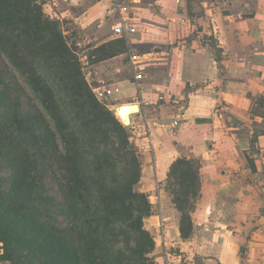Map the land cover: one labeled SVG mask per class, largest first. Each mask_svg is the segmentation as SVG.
<instances>
[{"label":"crops","instance_id":"obj_1","mask_svg":"<svg viewBox=\"0 0 264 264\" xmlns=\"http://www.w3.org/2000/svg\"><path fill=\"white\" fill-rule=\"evenodd\" d=\"M61 1L55 15L81 43L113 51L122 42L123 52L89 65L90 78L112 91L110 103L137 106L129 115L137 146L149 129L141 191L157 207L144 226L161 229L158 250L180 252L175 264H264V0H122L136 28L127 38L112 33V0ZM178 159L197 164L187 238L167 190Z\"/></svg>","mask_w":264,"mask_h":264},{"label":"trees","instance_id":"obj_2","mask_svg":"<svg viewBox=\"0 0 264 264\" xmlns=\"http://www.w3.org/2000/svg\"><path fill=\"white\" fill-rule=\"evenodd\" d=\"M44 2L0 0L2 71L16 79L28 104L11 110L10 87L0 73V105L8 102L0 116V166L10 170L5 191L0 178V263L154 264V241L144 226L152 205L135 186L136 144L111 103L96 99L61 21L48 17ZM111 44L113 51L109 43L90 49L86 63L123 52L121 41ZM117 152L123 168L127 164L119 176L110 163ZM38 161L57 185L60 201L52 204L65 219L62 227L45 210L49 200L37 179ZM195 169V161L178 159L168 172L182 238L192 230Z\"/></svg>","mask_w":264,"mask_h":264},{"label":"rangeland","instance_id":"obj_3","mask_svg":"<svg viewBox=\"0 0 264 264\" xmlns=\"http://www.w3.org/2000/svg\"><path fill=\"white\" fill-rule=\"evenodd\" d=\"M61 2H62L61 0H47L43 4V11L48 15L49 18H51V19L56 18V19H59V21H61V23H62V28H61L62 30L61 31H63L62 34L64 36L65 41L67 42V46L70 47L73 50V52L75 53V55L77 56V58L80 62L81 69H82L83 73H85V77H86L87 81L92 85V92L95 95V92H94L95 89H99V90H102V89L97 87V82L91 80V78L88 77V74H87V72L89 71L90 68H89V64L86 63L85 57L87 56L86 54L91 48L89 45L80 42L77 28L74 27V25L72 24L71 21L58 18L55 15V12L57 13L58 6L61 8L66 7L64 4L62 5ZM57 3H58V5H57ZM55 58L59 59L58 57H55ZM6 62L8 63V61H6ZM2 68H3V62H0V73L4 74L3 82L5 85L10 87V93H11L10 100H12L11 101L12 102L11 110L17 111L18 107H20L21 110L26 109L28 106L27 100L23 96V94L20 92L18 82L16 81L15 78H13L11 76V74L3 72ZM95 97H96V95H95ZM96 99L101 101V102L104 101L101 98L96 97ZM7 103L8 102L5 100V103L0 105V116L2 114H4V108H5V105L7 106ZM118 106H121V105L120 104L114 105L112 103L108 104L109 109L114 112L115 117L120 121V119L118 117V113L115 110V108H117ZM131 113H133V111L130 112L129 114H131ZM124 126L128 127V133L130 135L129 140L132 139L134 141L133 134H132V132L129 131L130 130L129 126H127V125H124ZM136 147H137V151H134V156H135V158L138 162V165H139L140 176H139L138 182L135 184V186H136V188L139 189L140 192H142L141 191L142 185L145 183L144 175H143L144 166L142 165L139 147L137 145H136ZM110 151H112V150H110ZM117 153H118L117 154L118 156L115 155L111 159V162H110L114 166L113 172H114L115 176H119V173H121V174L124 173V170L126 169V165H127V164H125V167L123 168V166H122L123 162L121 160H119V152H117ZM120 159L124 160V156L122 158L120 156ZM0 167H4V168L0 169V178H1V182H2L1 190L5 191V190H7V187H8L6 177L9 175L10 170L5 165H2ZM126 176H127V173H126ZM107 177L109 180L110 173H107ZM37 179H38V182L43 186V188H42L43 196L49 200V201H45V202H48V203H46L45 210L47 211V213L49 215V219L51 220L52 223L56 224L57 226L62 227L65 223V219L61 215V213L58 212L56 205L52 204V203H56V202L60 201V196H59L58 191H57L58 190L57 185L52 180V178L49 174V171L39 161L37 163ZM151 180H153V179L151 178ZM153 192H154V189H151V191H149V193H153ZM156 208L152 206V212L154 210H156ZM160 223H161V221L159 220L158 226H160ZM165 224H166V222L164 221V227L166 228L167 225H165ZM145 229H147L146 226H145ZM147 230L149 231V233L152 237V240L154 241V248H153L152 252L149 254V257H151L153 263L154 264H165L164 260L166 259L168 264H175V263H173V260L176 258H179L181 256L180 255L181 253L174 250L172 248V246H167L166 244H163L164 245L163 249L158 250L156 242L159 241V243L160 242L163 243L164 237L160 234H157V233H156V235H154V234H152V232L149 229H147ZM166 242H168V240H166ZM165 252L167 253V255H166L167 258H165ZM0 264H9V263L3 262Z\"/></svg>","mask_w":264,"mask_h":264},{"label":"built area","instance_id":"obj_4","mask_svg":"<svg viewBox=\"0 0 264 264\" xmlns=\"http://www.w3.org/2000/svg\"><path fill=\"white\" fill-rule=\"evenodd\" d=\"M106 15L108 17H112L115 20V24L112 29V33L118 37H123L127 38L130 35L134 34L136 32V28L133 26L131 22V17L127 14V7L126 5L123 4L122 0H112L110 5L106 8ZM129 60L132 65V67L135 70V79L139 80L142 79L143 74L139 71L140 70V65H141V60L140 57L133 53L129 55ZM95 95L97 98L104 99L105 97L109 96L112 94V91L109 89H95L94 90ZM132 115V114H131ZM176 124V123H174ZM130 125V124H129ZM138 129V125L136 124H131L130 125V130L132 133H136V130ZM141 142L139 144V151L140 154L143 156V154L149 152L151 150V140H150V133L147 125L143 124V131L141 135ZM160 228L163 224L162 220H160ZM157 234H160L163 236V233L161 229L158 231ZM167 253L165 252V258ZM165 264L167 263V260L165 259Z\"/></svg>","mask_w":264,"mask_h":264},{"label":"bare ground","instance_id":"obj_5","mask_svg":"<svg viewBox=\"0 0 264 264\" xmlns=\"http://www.w3.org/2000/svg\"><path fill=\"white\" fill-rule=\"evenodd\" d=\"M133 105L132 104H124V105L118 106L117 107L118 116L122 120L126 121V118L129 117V113L132 111L136 112V110H137V107L133 106Z\"/></svg>","mask_w":264,"mask_h":264},{"label":"water","instance_id":"obj_6","mask_svg":"<svg viewBox=\"0 0 264 264\" xmlns=\"http://www.w3.org/2000/svg\"><path fill=\"white\" fill-rule=\"evenodd\" d=\"M133 106H136L135 104ZM137 107V106H136ZM116 112H117V108H115ZM137 111V110H136ZM118 113V112H117ZM134 113V112H133ZM132 114V113H131ZM129 114V115H131ZM119 117V116H118ZM120 121L124 124V125H129V122H130V118L127 117L126 118V121L122 120L120 117H119Z\"/></svg>","mask_w":264,"mask_h":264}]
</instances>
